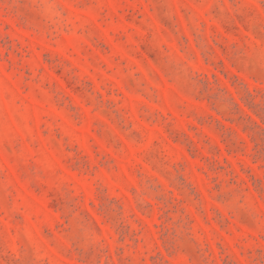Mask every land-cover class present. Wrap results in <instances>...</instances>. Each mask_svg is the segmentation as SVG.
<instances>
[{
  "label": "rangeland",
  "instance_id": "rangeland-1",
  "mask_svg": "<svg viewBox=\"0 0 264 264\" xmlns=\"http://www.w3.org/2000/svg\"><path fill=\"white\" fill-rule=\"evenodd\" d=\"M0 264H264V0H0Z\"/></svg>",
  "mask_w": 264,
  "mask_h": 264
}]
</instances>
